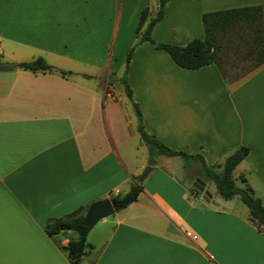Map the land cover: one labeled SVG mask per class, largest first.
Masks as SVG:
<instances>
[{
	"label": "crops",
	"instance_id": "0c3cea01",
	"mask_svg": "<svg viewBox=\"0 0 264 264\" xmlns=\"http://www.w3.org/2000/svg\"><path fill=\"white\" fill-rule=\"evenodd\" d=\"M251 7H262L264 25V0H174L152 38L184 46L204 39V14ZM145 9L155 11V0H0V63L43 58L72 73L0 71V215L6 237L29 249L6 251L5 261L72 264L64 248L78 235L50 237L47 222L124 196L133 177H145L137 202L91 228L78 264H264V232L250 213L215 207L208 184L193 192L197 178L177 158L150 165L123 104L126 63L115 72L117 51L126 59L144 30L137 34ZM110 72L113 93L100 79ZM127 78L146 131L169 149L202 155L219 172L248 147L233 179L243 176L264 206V64L227 84L216 65L185 70L145 42Z\"/></svg>",
	"mask_w": 264,
	"mask_h": 264
},
{
	"label": "trees",
	"instance_id": "16d2710c",
	"mask_svg": "<svg viewBox=\"0 0 264 264\" xmlns=\"http://www.w3.org/2000/svg\"><path fill=\"white\" fill-rule=\"evenodd\" d=\"M174 0H159L160 11L156 18L153 17V11L145 9L139 19L137 34L141 35L134 47L130 50L126 58V72L120 80L124 87L127 98L131 101L134 113L137 117V131L140 135L141 142L145 144L149 152L150 165L160 156L170 158H180L185 167H191L198 164L200 166L199 177L215 185L219 196L229 201L234 197H239L240 201L249 209L250 219L261 231L264 232V206L263 202L255 196L253 188L248 185L243 178V187H238L233 179V172L248 156L250 150L248 147H241L234 151L225 159L221 171H216L214 167L206 164L202 155H189L184 152L173 151L162 144L155 136L149 134L143 124V117L140 107L133 101L132 90L128 84V68L132 54L136 48L145 42H150L157 50L167 53L173 62L185 70L196 71L209 65H216L223 79L227 84L233 83L240 78L245 77L250 72L264 64V25L262 7L236 8L225 11L207 13L202 16V23L205 31L204 39L190 40L186 45L180 46L173 43H157L152 38L153 28L164 18L167 5ZM236 25L245 26L243 39L248 46L250 55L257 54L256 62L244 73L233 72L228 74L222 65L225 45L222 39L228 31L234 29ZM249 56V55H248ZM19 68L33 74H59L66 78L72 73L57 70L48 65L43 58H37L32 62L20 63ZM0 71L2 69L0 68ZM145 177H133V183L127 194L111 198L115 212L126 209L133 203L137 202L140 194L143 192V181ZM193 192L198 193L197 190ZM89 207H81L71 214L59 218L51 219L46 225V234L50 237L57 236L63 232H75L78 235L76 240H72L64 248L72 264H78L85 255L87 249L92 248L87 243V236L91 228L85 227L83 222L85 214Z\"/></svg>",
	"mask_w": 264,
	"mask_h": 264
},
{
	"label": "rangeland",
	"instance_id": "374dc122",
	"mask_svg": "<svg viewBox=\"0 0 264 264\" xmlns=\"http://www.w3.org/2000/svg\"><path fill=\"white\" fill-rule=\"evenodd\" d=\"M244 31H245V26L236 25L234 27V29L228 31V33L222 39V42H223V44L226 47L225 51H224V54H223L222 65H223V68L225 69V71L228 74L233 73L234 71H238L239 73H244L247 70H249L250 67L252 65H254L256 60H257L256 59L257 54L255 53L254 55H250V52L248 53V49H249L248 45L249 44L247 45L245 42H243V39L247 38V37H245L246 34L244 33ZM123 49H124V47L120 48L117 51V55H116V59L115 60L118 63V66H117V69L115 70V72H118L117 70H118L119 67H122V70H123L122 72H124L126 59H125V57L122 56L123 53L125 52V50H123ZM124 54H126V53H124ZM0 57H1V55H0ZM100 79L101 80L104 79V82L107 84V92L113 93L114 92L113 90L115 89L114 85L117 83V81L114 78L112 72H110L108 74L107 78L103 77V78H100ZM120 84H121V82H120ZM122 90H123L122 85L120 86L118 84L117 85L118 94H122L123 93ZM123 104L124 105L127 104V107H128V109L130 111V115L134 119L135 113H134L133 108L129 104L127 98H126V100L124 101ZM145 149H147L146 146H145ZM139 155H140V158H141L142 155L141 154H139ZM175 161H177L182 166H185L181 159L177 158V159H175ZM171 169L175 170L176 168L172 167ZM188 169H189V170H187L188 174H190L195 179L196 178L200 179L201 182H203L204 184H208L207 185V192H209V194L214 197L212 202L214 203L215 207L218 204L220 206H222L225 203V205L229 209L235 210V212H237L239 216L245 217V216L249 215V209L240 201L239 197H234L232 200L225 201L219 196V194L217 193V190L215 188V185L212 182L208 183V181H206L205 179L199 177L200 166L198 164L193 165L192 167H190ZM145 171H146V168L142 171V174H144ZM177 177L181 181L187 182V184L190 183L189 177L185 178L184 175L181 174V173L177 174ZM234 177L236 179V185L238 187H243L244 185H243L242 179L244 177L243 176L242 177H238V173L234 174Z\"/></svg>",
	"mask_w": 264,
	"mask_h": 264
},
{
	"label": "water",
	"instance_id": "95a60500",
	"mask_svg": "<svg viewBox=\"0 0 264 264\" xmlns=\"http://www.w3.org/2000/svg\"><path fill=\"white\" fill-rule=\"evenodd\" d=\"M160 11V3L159 0H155V11L153 14V17L156 18L158 16V13ZM17 63H0L1 69H15L18 68ZM152 169V167H147L146 171L143 175H147L148 172ZM193 188L196 189L199 192H204L205 190V184L201 182L200 179H197L196 182L193 185ZM115 214V209L112 205V202L110 199H104L102 201H98L93 203L87 213L85 214L84 219V226L88 228H93L97 225L101 220L106 219L108 217H111Z\"/></svg>",
	"mask_w": 264,
	"mask_h": 264
},
{
	"label": "snow or ice",
	"instance_id": "6c2138e0",
	"mask_svg": "<svg viewBox=\"0 0 264 264\" xmlns=\"http://www.w3.org/2000/svg\"><path fill=\"white\" fill-rule=\"evenodd\" d=\"M22 241L16 238H8L5 235L3 229L2 215H0V264H47L44 261H33V260H12L5 261L4 255L6 251H12L15 254H19L24 251H29L22 246Z\"/></svg>",
	"mask_w": 264,
	"mask_h": 264
},
{
	"label": "built area",
	"instance_id": "2783aa9c",
	"mask_svg": "<svg viewBox=\"0 0 264 264\" xmlns=\"http://www.w3.org/2000/svg\"><path fill=\"white\" fill-rule=\"evenodd\" d=\"M0 51H1V49H0Z\"/></svg>",
	"mask_w": 264,
	"mask_h": 264
}]
</instances>
